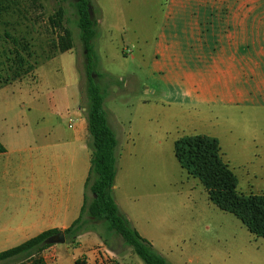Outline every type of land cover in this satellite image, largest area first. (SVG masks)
I'll list each match as a JSON object with an SVG mask.
<instances>
[{"label":"crops","instance_id":"crops-1","mask_svg":"<svg viewBox=\"0 0 264 264\" xmlns=\"http://www.w3.org/2000/svg\"><path fill=\"white\" fill-rule=\"evenodd\" d=\"M28 34L23 35L30 37L34 73L61 52L43 47L38 54ZM146 81L173 116L182 117L184 136L218 139L222 159L235 175L238 168L248 176L256 173L257 162L264 159V128L259 136L234 128L246 117L264 124V0H166ZM80 93V85L63 88L59 95L67 101L54 106L42 102L40 92L33 103L0 105V142L6 148L0 153V253L44 232L64 231L80 217L92 160ZM107 120L118 142L112 194L138 231L126 180L144 166L147 152H138L144 143L152 153V131L147 127L151 132L145 140L140 134L134 138L131 128L121 127L109 110ZM235 141L251 145L245 147L249 153L238 149L235 154ZM239 159L244 162L237 163ZM104 247L117 256L98 231L90 230L75 245L55 244L40 256L45 264H102Z\"/></svg>","mask_w":264,"mask_h":264},{"label":"rangeland","instance_id":"rangeland-1","mask_svg":"<svg viewBox=\"0 0 264 264\" xmlns=\"http://www.w3.org/2000/svg\"><path fill=\"white\" fill-rule=\"evenodd\" d=\"M17 2L18 14L0 16L1 38L6 32L19 37L29 30L38 54L43 53V47L58 49L55 43L63 33L53 27L50 18L60 16L64 29L71 32L74 47L40 63L31 75L12 80L17 64L7 63L6 50L10 46L3 47L5 43H1L0 88L9 86L0 94V105L33 103L32 97L39 92L42 102L48 105L64 104L67 100L61 98L59 90L80 85L79 106L85 108L86 115L87 66L91 61L93 79L104 94L106 113L109 110L118 118L121 127L131 128L134 138L140 134L145 140L152 131V153L144 143L138 150L147 152L144 166L132 171L126 180L129 203L136 205L131 215L134 214L132 219L139 233L172 264H264V238L250 233L233 214L217 208L200 181L181 168L174 144L186 135L182 117L175 118L146 81L151 44L162 24L166 0H90L96 31L91 52L81 38L77 0ZM126 52L132 54L125 55ZM22 80L23 84L17 83ZM256 122L249 117L240 118L234 129L259 136L264 124ZM249 146L238 141L231 144L235 154L238 149L249 153L245 149ZM254 169L256 173L250 176L243 168L236 170L238 191L264 195V159ZM91 200L88 193V205ZM88 218L85 213L84 219ZM92 225L106 235V244L117 253V264H144L120 237L108 235L98 222Z\"/></svg>","mask_w":264,"mask_h":264},{"label":"trees","instance_id":"trees-1","mask_svg":"<svg viewBox=\"0 0 264 264\" xmlns=\"http://www.w3.org/2000/svg\"><path fill=\"white\" fill-rule=\"evenodd\" d=\"M17 3V0H0V16L8 12L18 14ZM76 5L81 38L85 48L91 52L92 41L96 37L91 10L89 11L91 3L90 0H77ZM50 20L53 27L60 29L63 33L58 43H55V47L61 53L72 50L74 45L71 32L64 29L60 16L52 17ZM1 43H5L3 47L10 46V49L6 50L7 63L17 64L12 80H17L35 69L32 63V45L26 36L16 37L6 32L4 38L0 40V46ZM12 67L9 66V69H13ZM93 69L90 61L87 66L86 119L92 160L86 182V197L82 213L71 227L64 231H47L19 246L1 252L0 264H45L40 255L45 249L53 246L46 243L49 237L63 232L66 242L75 245L82 234L90 230L97 231V227L91 226L97 222L108 235L120 237L144 264H172L132 227L130 221L120 213L113 197L112 190L117 173L118 142L108 124L107 113L104 109V95L100 85L93 79ZM5 151L6 148L0 142V153ZM174 153L181 168L189 176L200 181L208 193L209 200L217 208L233 214L250 233L264 238V195H246L238 191L237 177L222 159L218 139L205 135L184 136L175 142ZM88 193L92 195L89 205L87 204ZM85 213H88V219H84ZM100 236L105 243L108 242L106 235L100 234ZM77 264L83 263L77 261Z\"/></svg>","mask_w":264,"mask_h":264},{"label":"built area","instance_id":"built-area-1","mask_svg":"<svg viewBox=\"0 0 264 264\" xmlns=\"http://www.w3.org/2000/svg\"><path fill=\"white\" fill-rule=\"evenodd\" d=\"M102 259V264H115L117 256L112 251L104 247L102 250Z\"/></svg>","mask_w":264,"mask_h":264},{"label":"water","instance_id":"water-1","mask_svg":"<svg viewBox=\"0 0 264 264\" xmlns=\"http://www.w3.org/2000/svg\"><path fill=\"white\" fill-rule=\"evenodd\" d=\"M65 242H66V236L63 232H60L57 235L51 236L46 240V243L49 245L64 244Z\"/></svg>","mask_w":264,"mask_h":264}]
</instances>
